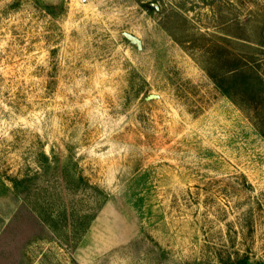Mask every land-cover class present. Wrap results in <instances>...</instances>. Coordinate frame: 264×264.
Masks as SVG:
<instances>
[{
    "label": "rangeland",
    "instance_id": "374dc122",
    "mask_svg": "<svg viewBox=\"0 0 264 264\" xmlns=\"http://www.w3.org/2000/svg\"><path fill=\"white\" fill-rule=\"evenodd\" d=\"M227 52L264 60V0H0V264H264V83L221 93ZM65 205L100 207L80 241Z\"/></svg>",
    "mask_w": 264,
    "mask_h": 264
},
{
    "label": "trees",
    "instance_id": "16d2710c",
    "mask_svg": "<svg viewBox=\"0 0 264 264\" xmlns=\"http://www.w3.org/2000/svg\"><path fill=\"white\" fill-rule=\"evenodd\" d=\"M228 56H231L230 58ZM249 54H228L225 53L221 55L216 62H213V67H207L206 71L209 77L213 80V82L220 89L221 93L229 97L238 107L244 109L245 106H250L251 100L252 102L256 101L258 98L251 97V92L255 90L254 86H262L264 83V60L257 61L255 59H249ZM261 88L258 87V90ZM50 161L49 155L42 151L40 153V159L38 160L41 168L44 167V164ZM38 173V172H37ZM38 174L25 177V184L28 185L31 181L37 178ZM61 177L65 182L68 181V173L64 169L61 170ZM84 176L80 173L76 172V175L73 174L70 179L71 186H73L76 190L80 188L82 185ZM90 186V184L88 183ZM247 185L252 187V184L247 182ZM38 187V186H36ZM27 189L31 190L28 186ZM41 189V188H40ZM39 206L40 205L39 202ZM44 208V207H42ZM70 207L67 205L64 206V212L62 221H66L70 223L71 226V235L77 240L84 236L92 222L96 218L99 208L91 209V210H80L78 209H69ZM46 215L42 211L39 216L43 217L45 222L53 229L58 230L60 223L54 219V214L58 213L60 210L49 211V209L45 208ZM66 212V213H65ZM65 213V216H64ZM71 215V218H70ZM70 218V219H69ZM245 259L235 260V262H231L229 264H247Z\"/></svg>",
    "mask_w": 264,
    "mask_h": 264
},
{
    "label": "water",
    "instance_id": "95a60500",
    "mask_svg": "<svg viewBox=\"0 0 264 264\" xmlns=\"http://www.w3.org/2000/svg\"><path fill=\"white\" fill-rule=\"evenodd\" d=\"M127 36L130 37L131 39L139 42V39L137 37H135L134 35L127 33Z\"/></svg>",
    "mask_w": 264,
    "mask_h": 264
}]
</instances>
